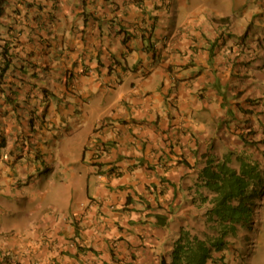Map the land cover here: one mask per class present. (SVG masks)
I'll return each mask as SVG.
<instances>
[{
	"label": "crops",
	"instance_id": "1",
	"mask_svg": "<svg viewBox=\"0 0 264 264\" xmlns=\"http://www.w3.org/2000/svg\"><path fill=\"white\" fill-rule=\"evenodd\" d=\"M89 1L86 17L83 0H10L0 19V38L18 31L7 69L0 39V264H170L207 161L264 159V50L241 20ZM244 12L264 32V5ZM207 264L254 262L231 247Z\"/></svg>",
	"mask_w": 264,
	"mask_h": 264
},
{
	"label": "trees",
	"instance_id": "2",
	"mask_svg": "<svg viewBox=\"0 0 264 264\" xmlns=\"http://www.w3.org/2000/svg\"><path fill=\"white\" fill-rule=\"evenodd\" d=\"M10 0H0V18L5 14ZM83 15L89 16L88 2L83 0ZM13 12H18L14 7ZM13 26H8L0 39L5 42L3 55L10 54L15 46L18 31L11 34ZM10 66V60L4 61V67ZM46 96V95H45ZM230 115V112H229ZM203 185L213 194L212 208L206 213L207 221L212 224L214 233L209 238H201L189 230H183L174 243L170 264H207L213 252L224 250L229 237L237 236V230L245 226L249 219L253 199L257 196V186L262 180L259 167L255 163L242 162L240 170L232 167L227 161H209L199 176Z\"/></svg>",
	"mask_w": 264,
	"mask_h": 264
},
{
	"label": "rangeland",
	"instance_id": "3",
	"mask_svg": "<svg viewBox=\"0 0 264 264\" xmlns=\"http://www.w3.org/2000/svg\"><path fill=\"white\" fill-rule=\"evenodd\" d=\"M203 1L204 3L207 2L209 7L212 9L211 10L206 5V9L208 11L206 14V17L219 18L220 15L218 12H221V14H226V16H230L231 23L229 24L228 27H226L228 31L231 30L232 26H238V23L241 20V25L245 29L240 39L246 40L248 38L247 36L248 34L249 37L253 39L252 41H249V43H250V46L256 51V54H258L259 51L264 50V32H261L260 34L257 32L259 30L258 22L262 23V21L260 20V18H257L256 22L252 24L253 16H251L248 20H246V17L243 16L244 14H246L244 11L247 10L248 12H251L253 7L258 6V5H264V0H203ZM261 59H262V64H264V59L262 57ZM51 91L47 90L46 97L56 96L55 91L54 90H51ZM73 137L74 136H72V138ZM81 144H82V141L78 140L76 144L74 145L73 149H71L73 156H78L79 158H82V156L84 155V149L82 150V152H78L79 148L81 147ZM259 163H260L259 172H261V175L263 178L260 182H262L264 180V159H260ZM232 165L235 167H239L240 163L236 159H233ZM59 185L63 189H66L65 185L63 184H59ZM263 187H264V182H263ZM60 190L61 189H58L56 187L53 189V192L60 191ZM206 201H209V200H206ZM206 201H203L202 203ZM259 206L260 208L257 210L256 213H253V212L250 213L249 219L246 220L247 224L245 226H241L238 230L239 234L243 235V236L242 235L239 236L238 239L240 240L243 237V240L244 241L246 240V243H244L243 246H246L250 243V247L248 251L245 253L248 256V259L252 260L254 264H264V190L259 200ZM201 207H200V210H201ZM208 207H210V205H208ZM206 209L204 210L206 211ZM178 226L179 224L177 222H174V228ZM181 227L182 226H179L178 229H180ZM193 229H194V232L192 231L191 232L193 234L197 233L198 235L206 234L207 236H211L214 232V229H212L211 223L208 224L206 222L204 224V222L201 220L197 222V224L194 226ZM174 231H175V234H178L176 232L177 230H174Z\"/></svg>",
	"mask_w": 264,
	"mask_h": 264
},
{
	"label": "clouds",
	"instance_id": "4",
	"mask_svg": "<svg viewBox=\"0 0 264 264\" xmlns=\"http://www.w3.org/2000/svg\"><path fill=\"white\" fill-rule=\"evenodd\" d=\"M9 5V3L6 5V8H5V14H6V10H7V6ZM13 12V11H12ZM14 14L15 13H19V11L18 12H13ZM4 14V15H5ZM3 15V16H4ZM2 16V17H3ZM1 17V18H2ZM0 18V19H1ZM229 17H224L223 19H228ZM17 21L15 20V22L14 23H16ZM224 33V32H223ZM223 33H222V35H223ZM15 40L17 39V38H14ZM248 52H249V54L253 57V58H256L257 59V57H256V53H252V52H250V50H248ZM12 54H11V51H10V54L9 55H6V57H4V59L6 60V59H9L10 60V63H11V60H12ZM263 66H264V64H263ZM44 94L47 96V91H45L44 92ZM45 96V97H46ZM242 140H244L245 142H247L248 144H249V146H251V145H255L257 142H255V141H252V140H250L249 138H248V136H243L242 137ZM2 145V144H1ZM233 150V149H232ZM233 159H236L239 163H240V165H239V167H235V166H233L232 165V161H233ZM259 160L260 159H256L255 157H254V155H252V153H250V154H247V155H245V153H242V152H238V151H235V150H233V151H228V152H226L224 155H223V157L221 158V159H209L208 161H207V163H206V165L208 164V162L209 161H215V162H222V161H227L228 163H230V165L232 166V167H234V168H236V169H238V170H240V168H241V165H242V162H249V163H255V164H257L258 165V167H259V165H260V163H259ZM205 165V166H206ZM204 166V167H205ZM204 167L202 168V170L204 169ZM201 170V171H202ZM201 171H200V173H199V176H200V174H201ZM263 179V178H262ZM199 181H200V179H199ZM263 182H264V180L262 181V182H260L259 183V185L257 186V196L253 199V204L251 205V211H250V213L251 212H253V213H256L257 212V210L260 208V206H259V200H260V197H261V195H262V192H263V190H264V187H263ZM200 183H201V185L204 187V189H205V192H206V194L205 193H201L202 194V196H200L199 197V199L203 202V201H206V200H209V201H206V202H204L202 205H200V207H201V210H200V214L197 216L198 218H200V220L201 221H203L204 222V224L207 222L208 224H210L207 220V217H206V213L212 208V196H213V194L203 185V183L200 181ZM204 195V196H203ZM208 205H210V207H208ZM207 208V209H206ZM204 209H206V211L204 210ZM204 210V211H203ZM203 211V212H202ZM194 228V227H193ZM184 230H189V231H192V232H194V230H192V229H184ZM238 230H239V228H238ZM237 230V236H235V237H229V243H228V245H227V247L225 248V249H229V248H231V247H234V251H235V253L236 252H238L239 253V255H240V257L243 259V260H245V259H248V256H247V254L245 253V252H247L248 251V249H249V247H250V243L248 244V245H246V246H243V244L244 243H246V240L244 241L243 240V237L239 240L238 239V237L239 236H241L242 234H239V231ZM183 231V230H182ZM214 233V232H213ZM195 234H197V233H195ZM198 235V234H197ZM201 238H203V239H205V238H209V237H211V236H207L206 234H204V235H202V234H200L199 235ZM243 236V235H242ZM237 243H239L240 244V246H241V248H237L236 246H231V245H233V244H237ZM174 247V246H173ZM224 249V250H225ZM239 249H241V254H240V251H239ZM223 251V250H222ZM217 252H221V251H216V252H213V256L208 260V262L210 261V260H212L213 258H214V255H215V253H217ZM240 259V258H239ZM207 262V263H208Z\"/></svg>",
	"mask_w": 264,
	"mask_h": 264
}]
</instances>
